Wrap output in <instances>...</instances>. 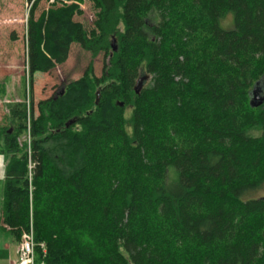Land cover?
<instances>
[{"label":"trees","instance_id":"trees-1","mask_svg":"<svg viewBox=\"0 0 264 264\" xmlns=\"http://www.w3.org/2000/svg\"><path fill=\"white\" fill-rule=\"evenodd\" d=\"M90 1V28L77 4L29 15L32 81L73 43L104 64L39 101L30 155L5 105L4 225L20 247L32 223L36 264H264V0Z\"/></svg>","mask_w":264,"mask_h":264},{"label":"rangeland","instance_id":"rangeland-1","mask_svg":"<svg viewBox=\"0 0 264 264\" xmlns=\"http://www.w3.org/2000/svg\"><path fill=\"white\" fill-rule=\"evenodd\" d=\"M52 3H56L57 6L77 4L83 10V14L75 15L74 19L83 23L86 28L92 26L96 10L90 0H41L36 9L33 2L28 0H0V94L3 95L0 99L4 97L3 102L0 101V122H3L1 119L8 114L6 104L30 102L28 125L33 114L36 117L38 115L39 101L56 96L61 86L71 80L79 79L91 61H93L95 75L100 77L102 74L103 54L92 60L90 52L84 50L80 44L73 43L65 63L58 64L49 72L36 73L32 81L28 65L29 15L33 11L37 19ZM220 26L225 30L232 29L234 27L233 13H228L220 22ZM114 45L117 46L116 41ZM257 93L258 96L263 95L264 82L258 86ZM6 109L7 112H5ZM3 119L7 121L5 117ZM27 138L29 133H23L21 143ZM175 170L171 167L169 172L172 187H176L179 181V175ZM258 196L264 197V188L255 195V197Z\"/></svg>","mask_w":264,"mask_h":264},{"label":"crops","instance_id":"crops-1","mask_svg":"<svg viewBox=\"0 0 264 264\" xmlns=\"http://www.w3.org/2000/svg\"><path fill=\"white\" fill-rule=\"evenodd\" d=\"M2 96L3 95L0 94L1 98ZM3 100L4 97L3 99H0L1 102H3ZM5 112H7V109L5 110ZM7 115L4 117L8 120ZM3 118L1 119L3 120V122H0V125H3L7 122H5ZM6 163L7 160L5 156L0 154V264H16L18 259L19 238H17V236L12 232L11 229H9V227L4 225L2 216V196L5 184Z\"/></svg>","mask_w":264,"mask_h":264},{"label":"built area","instance_id":"built-area-1","mask_svg":"<svg viewBox=\"0 0 264 264\" xmlns=\"http://www.w3.org/2000/svg\"><path fill=\"white\" fill-rule=\"evenodd\" d=\"M54 1V0H52ZM28 104V114L30 113V102H27ZM27 132L29 133V138L25 139L24 141H26L28 143V155L31 154L32 150H31V143H32V139H31V126H30V120L29 123L27 125ZM33 165H32V161L31 159H29V172H28V179H29V188H30V192L33 190V185H32V179H33ZM36 242H35V237H34V230L32 227V223L30 225V228L28 231H26L21 238V243H20V247H19V253H18V259L16 264H36L35 261V247H36Z\"/></svg>","mask_w":264,"mask_h":264},{"label":"water","instance_id":"water-1","mask_svg":"<svg viewBox=\"0 0 264 264\" xmlns=\"http://www.w3.org/2000/svg\"><path fill=\"white\" fill-rule=\"evenodd\" d=\"M115 40L112 41V48L113 50H117V47L114 45ZM149 79V77L147 75H141V77L137 80L136 85H135V91L137 93L140 92V90L143 88V86L146 84L147 80ZM64 92V90L62 91V93ZM258 90L257 88L253 90V97L251 99V105L252 106H259L262 104L263 102V98L262 96H258ZM99 98H97L96 103H98ZM257 101V103H255ZM123 105V103L121 102V106ZM73 123V120L69 121L66 123V127H69L71 124Z\"/></svg>","mask_w":264,"mask_h":264},{"label":"flooded vegetation","instance_id":"flooded-vegetation-1","mask_svg":"<svg viewBox=\"0 0 264 264\" xmlns=\"http://www.w3.org/2000/svg\"><path fill=\"white\" fill-rule=\"evenodd\" d=\"M147 82H148V80H147Z\"/></svg>","mask_w":264,"mask_h":264}]
</instances>
